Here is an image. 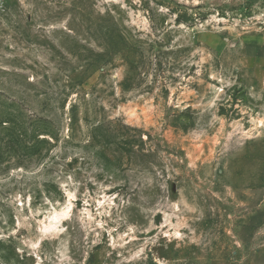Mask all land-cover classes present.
Instances as JSON below:
<instances>
[{"label":"rangeland","instance_id":"374dc122","mask_svg":"<svg viewBox=\"0 0 264 264\" xmlns=\"http://www.w3.org/2000/svg\"><path fill=\"white\" fill-rule=\"evenodd\" d=\"M0 264H264V0H0Z\"/></svg>","mask_w":264,"mask_h":264}]
</instances>
